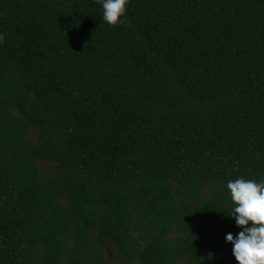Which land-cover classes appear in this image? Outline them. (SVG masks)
<instances>
[{"label": "trees", "instance_id": "1", "mask_svg": "<svg viewBox=\"0 0 264 264\" xmlns=\"http://www.w3.org/2000/svg\"><path fill=\"white\" fill-rule=\"evenodd\" d=\"M239 177L264 179V0H129L115 26L0 0V264H237Z\"/></svg>", "mask_w": 264, "mask_h": 264}, {"label": "clouds", "instance_id": "2", "mask_svg": "<svg viewBox=\"0 0 264 264\" xmlns=\"http://www.w3.org/2000/svg\"><path fill=\"white\" fill-rule=\"evenodd\" d=\"M129 0H98L104 22L115 26L122 22ZM226 190L232 202L227 215L234 219L240 231L234 237L225 235L232 245L237 264H264V179L243 177L229 180Z\"/></svg>", "mask_w": 264, "mask_h": 264}, {"label": "rangeland", "instance_id": "3", "mask_svg": "<svg viewBox=\"0 0 264 264\" xmlns=\"http://www.w3.org/2000/svg\"><path fill=\"white\" fill-rule=\"evenodd\" d=\"M45 164H51V165L55 166V164H53V163L43 161L42 165H45ZM205 195H208V196L211 195V191L207 186L205 187ZM105 253H106V258H107V264H124L123 262L119 261L115 257L113 251L108 246L105 247ZM179 264H187V262L182 261Z\"/></svg>", "mask_w": 264, "mask_h": 264}]
</instances>
